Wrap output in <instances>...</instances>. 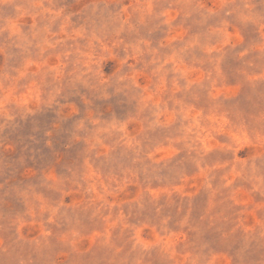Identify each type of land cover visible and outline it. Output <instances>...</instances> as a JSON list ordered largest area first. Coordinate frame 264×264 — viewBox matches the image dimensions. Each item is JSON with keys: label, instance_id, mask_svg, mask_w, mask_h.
Masks as SVG:
<instances>
[{"label": "rangeland", "instance_id": "1", "mask_svg": "<svg viewBox=\"0 0 264 264\" xmlns=\"http://www.w3.org/2000/svg\"><path fill=\"white\" fill-rule=\"evenodd\" d=\"M0 264H264V0H0Z\"/></svg>", "mask_w": 264, "mask_h": 264}]
</instances>
